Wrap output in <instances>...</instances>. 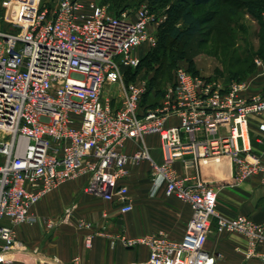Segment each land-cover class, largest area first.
<instances>
[{
    "label": "built area",
    "instance_id": "1",
    "mask_svg": "<svg viewBox=\"0 0 264 264\" xmlns=\"http://www.w3.org/2000/svg\"><path fill=\"white\" fill-rule=\"evenodd\" d=\"M17 1L0 0V264H15L9 257L20 249L14 227L33 222L32 207L67 181L83 178L84 193L129 212L125 180L130 166L142 161L154 187L163 182L165 196L191 209L180 239L163 230L120 237L127 247L148 248L142 264H217L222 254L204 248L213 218L218 232L243 234L245 257L255 256L264 244V222L220 215L216 190L202 179L201 167L225 157L235 184L255 174L264 181V163L251 153L249 140L250 117L264 113V93L245 97L243 81L177 66L157 104L141 106L146 80L124 85L122 69L136 67L139 51L154 44L163 14L143 6L115 13L94 0H59L37 8L32 0L28 17L24 6L19 17H9ZM2 19L16 30L4 28ZM254 62L264 69L262 59ZM114 83L122 85L116 102L101 95ZM259 129L264 132V123ZM147 136L159 141L160 163L143 143ZM128 142L135 147L129 149ZM91 238L86 237L87 247ZM260 256L264 259V252Z\"/></svg>",
    "mask_w": 264,
    "mask_h": 264
},
{
    "label": "crops",
    "instance_id": "2",
    "mask_svg": "<svg viewBox=\"0 0 264 264\" xmlns=\"http://www.w3.org/2000/svg\"><path fill=\"white\" fill-rule=\"evenodd\" d=\"M243 82L245 97L264 93V69L256 66ZM261 123H264V113L250 117L249 140L251 153L264 163ZM221 131L226 133L227 126ZM143 143L149 147V153L150 146H159L156 136H147ZM127 147L133 149L135 142H128ZM175 167L182 173L181 162L176 161ZM130 169L131 175L125 180L132 202L129 212L121 213L116 203L84 193L83 178L67 181L32 207L33 222L14 227L20 249L9 257L14 258L15 264L35 261L72 264L74 257L79 258L77 264H142L148 259V248L145 245L127 247L121 236L137 237L163 230L171 238L180 239L190 217L189 205L165 196L163 182L154 187L147 162L133 164ZM201 177L216 190V209L220 215H243L254 222H264V181L259 174L235 184L233 165L224 157L219 163L203 165ZM67 207L72 208L64 216ZM80 222L88 225L80 226ZM216 225L213 218L204 248L222 254L217 264H264L260 256L264 244L257 246L255 256L246 258L247 238L237 232H218ZM89 234L92 238L87 247L85 240Z\"/></svg>",
    "mask_w": 264,
    "mask_h": 264
},
{
    "label": "rangeland",
    "instance_id": "3",
    "mask_svg": "<svg viewBox=\"0 0 264 264\" xmlns=\"http://www.w3.org/2000/svg\"><path fill=\"white\" fill-rule=\"evenodd\" d=\"M37 8H51L57 4L59 0H33ZM32 0H19L11 5V11L9 17L17 18L19 17L21 7H27L28 11L26 16L28 17L31 8L33 6ZM97 4L105 5L109 10L118 13L125 9H133L140 6L146 7L148 10L163 14L162 20L157 24L155 33V42L153 45H145L140 51L139 56L144 57L143 61L139 67L135 70L124 73L122 76L123 84L126 85L129 81H134L137 79H146L148 76L153 77V82L155 86V97H151L148 101L149 105L146 107H152L156 105L160 99L159 95H162V90H165L173 81V70L176 66H182L193 73L200 76H207L211 78H221L224 81L227 79L234 78L230 74L238 66L235 62L232 66L229 64V53L230 50L234 49L236 44H239L241 50L245 48L249 51V54L253 56L252 64L253 71L255 70L256 64L254 62L255 58L261 59L259 56L262 48L264 46V28L260 26V22L252 20L244 12L245 9L236 8V14L227 17V27L234 30L235 39L230 40V37L220 36L218 25L222 18L214 17L211 18L210 12L218 9L219 3H211L204 6H199L195 9L197 14L203 16L205 21L211 18L205 23V29L203 32L198 33L191 37H184L180 40H173L168 36L169 28L175 24L179 23V13L176 11L177 6L172 5V0H167L161 8L160 6L153 3V0H94ZM22 2V3H21ZM235 5V4H234ZM170 6V7H169ZM220 12L225 8L219 7ZM228 7H226L227 9ZM244 8V7H242ZM168 11L167 12L165 11ZM226 11V10H225ZM257 13V11H256ZM221 15V14H220ZM260 17H264V12H260ZM207 18V19H206ZM3 20V19H2ZM230 20V23H228ZM215 23V24H214ZM2 26L4 28L8 27L6 22L2 21ZM236 26V27H235ZM9 30L15 31L16 28L8 27ZM262 30V31H261ZM220 36V37H219ZM222 37V38H221ZM204 38V39H202ZM234 43V44H233ZM153 52V53H152ZM149 56V57H148ZM151 57V58H150ZM154 58H156L154 60ZM239 58V56H234ZM241 58V57H240ZM153 59V63L150 62ZM232 62V61H231ZM238 63V61H237ZM230 67V69H229ZM237 70V69H236ZM252 71V72H253ZM249 73H243L241 76L237 77V81H243ZM122 85L120 83L106 84L103 87L102 97L116 102L121 98ZM156 102V103H155ZM154 103V104H153ZM150 155L153 159L160 163L161 161V149L157 145L150 146ZM146 172V171H144ZM147 173V172H146ZM149 173V170H148Z\"/></svg>",
    "mask_w": 264,
    "mask_h": 264
},
{
    "label": "trees",
    "instance_id": "4",
    "mask_svg": "<svg viewBox=\"0 0 264 264\" xmlns=\"http://www.w3.org/2000/svg\"><path fill=\"white\" fill-rule=\"evenodd\" d=\"M168 1L167 0H153V3L161 7L164 3L168 2ZM217 2L219 3L218 9L210 12V16H211V18L214 17V20H216V18L226 16V17L222 18L221 22L218 24V25H220L219 26L220 36H222V37L224 36V38H226V36H228V37H230V40L235 39V37H234L235 34H233L234 30H232L230 27H227V25H226L227 21L225 22V20L227 17L229 18V17L235 15L237 13L236 10L238 8L245 9L244 12H247L246 14L248 16H255V17H250V18L252 20L259 21L261 29H262V26L264 28V17H260V12L261 13L264 12V0H172V2H171L172 5L177 6L176 11L179 13V23H175L169 28L168 36L171 39L178 41L184 37H191V36H194L198 33L203 32L205 29L204 28L205 23L208 22L211 18H208V19L206 18L207 20L205 21L204 20L205 18L203 16H201L200 14H197L195 9L199 6H204L207 4L217 3ZM222 5L225 8L222 10V12H220L221 10L219 7ZM226 7H228V8L226 9ZM242 7H244V8H242ZM161 8H163V6ZM256 11H257V13H256ZM165 12H167V14H168L167 10ZM228 23H230V20H228ZM202 39H204V38H202ZM263 42H264V40H263ZM241 47L242 46H240L239 44H236L235 48L230 50V53H229V55H230L229 56V59H230L229 64L232 66V64H234V62H235L238 65L235 68V72H234V70L230 72V74L233 75V77L235 79H237V77L241 76L244 72L245 73L246 72L251 73L253 71V64L251 61L253 56H252V54L250 56L249 51L246 48L237 53V51H239V48L241 49ZM237 55L239 56V58H236V60H235L234 56H237ZM259 56L261 57V59L264 62V46H263L262 51L260 52ZM144 57H139V63L136 67H134V68H129V67L123 68L122 69L123 74L137 69L139 67V65L141 64V61H143ZM155 59L156 58H154V60ZM237 61H238V63H237ZM150 62L153 63V59H150ZM229 69H230V67H229ZM190 71L193 72L192 70H190ZM234 78H230L227 80H233ZM145 80H146V88L147 89H146V92L141 99V102H140L141 106L149 105L148 101L150 100V98L152 96L155 97L154 96L155 95V86H154V82H153V77L148 76ZM162 92H164V90H162ZM162 95H163V93H162ZM162 95L160 94L159 97H161ZM153 106H155V104Z\"/></svg>",
    "mask_w": 264,
    "mask_h": 264
}]
</instances>
